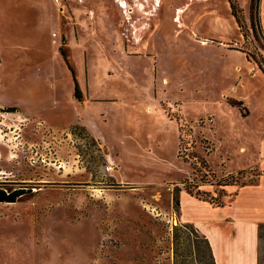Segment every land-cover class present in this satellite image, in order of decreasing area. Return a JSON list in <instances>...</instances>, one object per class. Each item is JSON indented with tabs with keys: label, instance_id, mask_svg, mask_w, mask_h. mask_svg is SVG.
Returning a JSON list of instances; mask_svg holds the SVG:
<instances>
[{
	"label": "rangeland",
	"instance_id": "374dc122",
	"mask_svg": "<svg viewBox=\"0 0 264 264\" xmlns=\"http://www.w3.org/2000/svg\"><path fill=\"white\" fill-rule=\"evenodd\" d=\"M234 1L242 27L228 0H0V189L23 190L0 264H209L181 194L225 205L262 174L264 78L242 61L264 67V37Z\"/></svg>",
	"mask_w": 264,
	"mask_h": 264
},
{
	"label": "crops",
	"instance_id": "0c3cea01",
	"mask_svg": "<svg viewBox=\"0 0 264 264\" xmlns=\"http://www.w3.org/2000/svg\"><path fill=\"white\" fill-rule=\"evenodd\" d=\"M203 20H208L212 28H218L211 15H204ZM258 20L264 37V0H259ZM242 62L246 68L251 65L252 77L264 78L258 67L246 57ZM246 79L240 84L243 85ZM234 87L233 94L237 97L239 90ZM261 138L264 141V133ZM261 152L257 167L262 174L255 183L226 187L227 204L214 207L181 194V220L193 225L207 240L215 264H259V231L264 225V145Z\"/></svg>",
	"mask_w": 264,
	"mask_h": 264
},
{
	"label": "trees",
	"instance_id": "16d2710c",
	"mask_svg": "<svg viewBox=\"0 0 264 264\" xmlns=\"http://www.w3.org/2000/svg\"><path fill=\"white\" fill-rule=\"evenodd\" d=\"M254 0H251V6H250V27L253 30V32H255V29H260V25H259V20L258 18H256V20L253 18V6H254ZM229 3V7L231 10V15L234 17L236 23L238 24L239 27H242V20L240 17V12L241 10L238 8L236 2L234 0H228ZM244 39L246 38V34L243 32L242 33ZM240 52H243L241 50H239ZM244 53V52H243ZM246 58L247 59H252L251 56H248V54H246ZM253 62L257 65L258 69L261 71V73L264 75V67L261 64V61H256L255 59H252ZM73 75V74H72ZM74 82V97L77 98V100H80L81 95H80V91L78 89V86L75 82ZM182 141V140H181ZM187 192L190 193V189L186 188ZM23 190H16L10 193L5 192L4 190L0 189V203H15L22 195H23ZM223 191V190H222ZM195 195H199V192H196ZM218 198H210L209 202L211 204L216 205L217 207H221L223 206V202L221 201V199ZM208 249H209V264H215L214 262V258L212 256L211 250H210V246L209 243L207 242V240L205 239Z\"/></svg>",
	"mask_w": 264,
	"mask_h": 264
}]
</instances>
